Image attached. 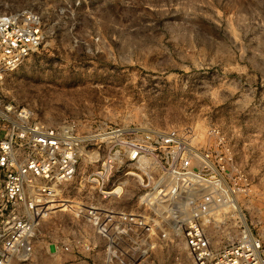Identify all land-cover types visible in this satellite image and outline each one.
Instances as JSON below:
<instances>
[{
  "label": "rangeland",
  "instance_id": "374dc122",
  "mask_svg": "<svg viewBox=\"0 0 264 264\" xmlns=\"http://www.w3.org/2000/svg\"><path fill=\"white\" fill-rule=\"evenodd\" d=\"M19 11L40 17L43 37L6 77L9 100L46 125L73 124L78 136L100 138L117 126L175 129L199 152L220 140L215 148L221 156L229 148L233 170L246 172L249 182L244 189L232 172L244 189L235 194L236 210L216 202L205 232L214 247L238 237L239 220L264 234V0H0V13ZM104 147L79 143L76 171L61 186L58 207L41 218L30 254L9 264L128 258L117 253L107 261L104 240L79 213L84 201L97 200L87 177ZM114 205L136 203L124 195ZM210 206L191 211L206 219ZM151 240V247L118 251L140 255L135 264H191L178 238Z\"/></svg>",
  "mask_w": 264,
  "mask_h": 264
},
{
  "label": "built area",
  "instance_id": "2783aa9c",
  "mask_svg": "<svg viewBox=\"0 0 264 264\" xmlns=\"http://www.w3.org/2000/svg\"><path fill=\"white\" fill-rule=\"evenodd\" d=\"M42 37L36 13H0V264L30 254L37 225L58 207L61 186L75 174L79 143L105 146L87 177L97 200L87 199L78 208L104 240L107 261L118 253L128 257L122 264H135L141 256L120 253L119 246L151 247L155 237L181 240L191 264H264V234L241 220L238 237L218 247L205 232L210 212L219 208L216 202L234 212L235 194L249 182L246 172L233 170L230 149L221 156L215 148L220 140L212 150L199 152L175 129L117 126L100 132V138L78 136L73 124L46 125L7 98L6 77L34 53ZM232 172L244 189L233 182ZM124 195L134 197V208L114 205ZM209 204L206 219L204 212L191 211Z\"/></svg>",
  "mask_w": 264,
  "mask_h": 264
},
{
  "label": "bare ground",
  "instance_id": "6f19581e",
  "mask_svg": "<svg viewBox=\"0 0 264 264\" xmlns=\"http://www.w3.org/2000/svg\"><path fill=\"white\" fill-rule=\"evenodd\" d=\"M241 219H242V220L244 219L243 216H242V214H241Z\"/></svg>",
  "mask_w": 264,
  "mask_h": 264
}]
</instances>
